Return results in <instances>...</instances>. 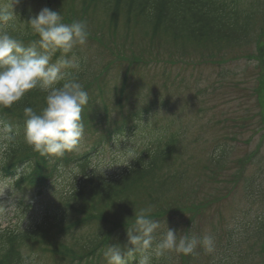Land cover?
I'll list each match as a JSON object with an SVG mask.
<instances>
[{"label":"rangeland","instance_id":"obj_1","mask_svg":"<svg viewBox=\"0 0 264 264\" xmlns=\"http://www.w3.org/2000/svg\"><path fill=\"white\" fill-rule=\"evenodd\" d=\"M80 6L78 2V11ZM0 7L9 8L5 3H0ZM42 9L32 10L34 16ZM97 17L91 18L92 23L105 21L103 12ZM257 19L256 31L263 26L264 14ZM16 24L24 31L22 23ZM258 38L251 37L236 49L224 50L225 62L221 64H217L222 59L216 55L219 51L214 50L213 57L197 51L186 53L190 56L185 59L178 53L172 57L161 56L145 45L138 49L121 47V35L115 46L87 41L73 53L80 58L82 52L92 62L88 82L94 83L99 75L93 88L95 95L89 98L95 107L91 112L98 116L88 115L84 120L87 123L82 147L65 156L76 161L91 151L94 158L89 172L110 178L123 173L143 153L155 147L154 137L179 133L180 145L174 159L184 161L189 171L178 193L197 203L215 201L204 207L198 226L193 225L197 236L211 235L215 242V251L211 254L202 246L196 249L199 264H264V226L260 220H264V134L260 131L263 126L260 125L262 109L258 93L263 72L262 61L257 59L261 56ZM145 43L148 45L146 40ZM262 46L264 48V41ZM61 56L57 51L52 62ZM120 89L125 93L122 102L117 104ZM106 105L108 113L101 109ZM148 108V115L144 116L143 110ZM138 111L140 116L136 114ZM124 123L129 128L136 123L138 128L134 133L128 132V128L123 135L114 136L113 141H104ZM101 142L105 144L103 147ZM128 149L136 159L130 161L129 166L112 167L114 163H126L114 161L113 151ZM222 151L225 158L218 164L222 170L213 169L221 175L216 182L210 176L213 172L206 169L216 165L213 161L210 165V156H219ZM249 156L254 158L252 163L247 162ZM59 159L50 161V172ZM244 163L246 169H243ZM70 166H61L55 174L60 177L70 174L73 163ZM79 169L80 175L82 169ZM74 183L65 177L38 191H7L0 196V206L14 208V211L5 216L0 209V230L14 227L23 232L44 222L46 215L57 213L62 196L72 190ZM179 224L184 235L190 228L187 227L188 216L186 222ZM36 257L35 264L54 263ZM103 261L100 264H105Z\"/></svg>","mask_w":264,"mask_h":264},{"label":"trees","instance_id":"obj_2","mask_svg":"<svg viewBox=\"0 0 264 264\" xmlns=\"http://www.w3.org/2000/svg\"><path fill=\"white\" fill-rule=\"evenodd\" d=\"M78 2L81 5L79 11ZM0 3H5L9 10L12 6L17 9L14 12L17 23H28L34 17L32 10L47 7L62 14L65 23L85 20L90 33L88 41L115 46L121 35V47L138 49L145 45L149 50L160 52L161 56L168 54L172 57L178 53L184 59L190 56L186 53L195 51L213 57L215 50L222 58L217 64L225 62L224 50L236 49L251 37L258 36L261 56L257 59L262 61L263 72L258 91L262 109L259 116L263 126L260 131L264 134V20L263 26L255 30L258 16L264 14V0H0ZM99 12H103L105 21L92 23L91 18H98ZM16 35L25 45L39 39L25 31ZM160 53L155 55L160 56ZM80 60V79L90 98L95 95L93 88L99 75L94 83L88 82L93 67L88 68L89 61L84 56ZM119 92L117 104L122 102L125 90ZM43 104L44 93L32 91L13 107L0 109V121L12 124L18 132L15 145L0 162V170L12 178L20 174L19 188H43L54 178V173L48 172L47 168L55 158L40 155L23 140V108L31 106L39 110ZM92 109H95L92 102L84 108L85 124L88 115L98 116L91 112ZM101 109L106 113L109 111L107 105ZM136 114L141 115L139 111ZM127 129L125 123L119 125L108 138L123 135ZM179 141V133H162L156 139L154 137L155 147L148 149L145 157L139 158L127 171L112 178L96 175L85 181H76L72 194L66 195L56 214L46 215L44 222L21 234L16 235L11 230L0 233V264H24L23 257L33 253L52 260V264H99L101 260L106 264L102 249L108 245H128L127 230L134 223L135 212L149 205L152 206V219L160 221L164 228L168 225L180 235L179 222H186L188 216L187 227L190 228L185 234L196 235L193 225L198 226L204 207L215 201L197 203L178 193L187 178L186 171H189L184 161L174 159ZM223 153L210 156V165L211 161L216 165L206 169L213 172L210 176L216 182L220 181L221 175L213 169L222 170L218 164L225 158ZM247 159L252 163L254 158L249 156ZM65 161L62 157L59 164L66 165ZM26 164L31 167L28 176L22 174ZM243 169H246L245 163ZM83 174L86 175L85 171ZM260 220L264 226V220ZM158 264H199V259L197 251L190 256L174 252L167 254Z\"/></svg>","mask_w":264,"mask_h":264},{"label":"clouds","instance_id":"obj_3","mask_svg":"<svg viewBox=\"0 0 264 264\" xmlns=\"http://www.w3.org/2000/svg\"><path fill=\"white\" fill-rule=\"evenodd\" d=\"M16 18L13 6L10 10L0 7V109L13 107L32 91L44 93V104L39 110L31 106L23 108L24 142L33 151L51 158L79 151L85 139L82 113L89 103V93L80 79L81 60L73 53L77 47L87 44L90 35L87 22L65 23L62 14L45 7L27 24L22 23L25 32L39 37L25 45L16 35L21 31ZM57 51L62 56L52 62ZM17 135L12 124L0 121V162L15 145ZM135 159L129 149L113 151L114 161L126 163H114L112 167L129 166ZM79 172V167L74 165L71 173H65L61 179L67 177L75 182ZM22 174H31L29 164L24 166ZM19 179L20 174L12 178L0 172V196L9 190L15 191ZM151 208L149 205L135 212L134 223L127 230L130 246L108 245L102 249L106 264H132L133 261L158 264L169 253L190 256L201 246L209 254L215 251L211 235L202 238L195 234L180 235L168 225L164 228L160 221L151 218ZM0 209L5 216L14 211L3 206ZM36 260L34 253L23 257L24 264H35Z\"/></svg>","mask_w":264,"mask_h":264}]
</instances>
